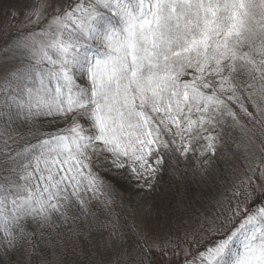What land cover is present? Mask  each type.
<instances>
[{"label": "snow or ice", "instance_id": "snow-or-ice-1", "mask_svg": "<svg viewBox=\"0 0 264 264\" xmlns=\"http://www.w3.org/2000/svg\"><path fill=\"white\" fill-rule=\"evenodd\" d=\"M9 15L23 21L0 47V264H65L59 238L93 230L107 258L88 264H264V0ZM193 159L219 181L199 212L178 203L166 230L116 213L121 180L154 190Z\"/></svg>", "mask_w": 264, "mask_h": 264}, {"label": "trees", "instance_id": "trees-1", "mask_svg": "<svg viewBox=\"0 0 264 264\" xmlns=\"http://www.w3.org/2000/svg\"><path fill=\"white\" fill-rule=\"evenodd\" d=\"M180 173H177L176 179H170L165 175L154 190H142L133 182L132 178L121 180L119 191L122 200L118 207L115 208L124 219L130 223L135 220L139 221L135 212L138 206L144 207L150 220L154 224H159L161 228L167 229L169 217L176 210L177 204L182 202L183 206H190L196 212H199L203 203L217 195L216 185L213 181L203 183L200 181L198 163L195 159L190 162L181 161ZM93 211L104 218L103 213L93 208ZM77 225L80 221L77 219ZM174 223V221H173ZM77 229V232H80ZM104 233L93 230L83 232L82 235L73 234L71 241L65 244L63 238H59L62 246L68 249L65 264H88L89 259H99L101 255L107 258V249L105 242L101 243V237ZM63 230H61V237ZM106 235V234H105ZM131 239V235H130ZM57 240H53L55 245Z\"/></svg>", "mask_w": 264, "mask_h": 264}, {"label": "rangeland", "instance_id": "rangeland-1", "mask_svg": "<svg viewBox=\"0 0 264 264\" xmlns=\"http://www.w3.org/2000/svg\"><path fill=\"white\" fill-rule=\"evenodd\" d=\"M25 0H0V47L3 46L5 40L9 39L7 33H13L20 27L21 22L23 21V15L13 19L9 12L13 7L21 8ZM15 25V27H13ZM213 167H217V165H213ZM135 185L142 190H149L147 187H139L135 179H133ZM143 183V182H141ZM217 183L216 188L219 185V181ZM222 191V189H221ZM136 217L140 220L141 218H147L150 220V216L145 211L144 207L138 206L137 211L135 212ZM105 234L101 237V243L105 242L104 240Z\"/></svg>", "mask_w": 264, "mask_h": 264}]
</instances>
